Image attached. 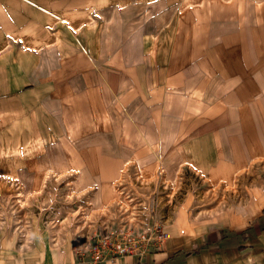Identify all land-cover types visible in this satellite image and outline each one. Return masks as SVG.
<instances>
[{"label": "rangeland", "instance_id": "374dc122", "mask_svg": "<svg viewBox=\"0 0 264 264\" xmlns=\"http://www.w3.org/2000/svg\"><path fill=\"white\" fill-rule=\"evenodd\" d=\"M226 4L0 0V264H36L58 245L88 264L93 244L127 230L148 239L185 197L226 207L264 174V119L254 110L264 89L249 99L250 134L224 104L239 141H222L219 160L232 174L204 175L183 142L210 127L209 93L224 81L213 46L196 54L188 42L211 23L197 11L212 9L221 26ZM246 49L251 60L264 52Z\"/></svg>", "mask_w": 264, "mask_h": 264}, {"label": "crops", "instance_id": "0c3cea01", "mask_svg": "<svg viewBox=\"0 0 264 264\" xmlns=\"http://www.w3.org/2000/svg\"><path fill=\"white\" fill-rule=\"evenodd\" d=\"M226 1L224 8L227 10V16L221 26L216 19L217 14L212 9L209 11L212 16L208 15L207 9H198L197 14H206L210 18V31L196 27V37L194 36L193 41L192 38L188 40L196 46V54L202 51L203 46H213L210 48L211 53L207 55H211L212 59L213 55L218 58L217 61L221 64L218 69L224 79V89L217 85L209 93L216 97V102H210L205 108L216 115L215 118L206 120L210 127H205L183 140L186 142L185 150L190 153L194 164L200 167L198 170L204 175H210L213 180L233 172V168L230 169L222 159L219 160L223 152L220 143L239 141V137L230 135L236 131L227 125L222 112L225 110L224 104L234 112L237 111V116L241 115L239 118L242 120L236 126L247 130L252 124L249 99L264 89V69L260 67L264 52L257 60L256 57L251 60V51L246 49V45H251L258 55L260 46H264V0ZM197 18L205 21L202 16ZM213 37L216 39H212ZM189 57L192 56L186 55L185 61H188ZM251 61H255L254 69L250 67ZM179 63L181 66L182 62ZM178 78L181 79V76ZM205 80L208 85V77ZM185 82L189 83L190 80L185 78ZM176 87L183 89L182 86ZM195 90L191 91L194 96H202L198 88ZM258 95L261 96L259 103H255L257 110H254L258 111L259 118L264 119V107H261V104L264 106V95ZM231 115L234 116V113ZM245 134H250L249 130L245 131ZM263 170L264 168L261 172ZM259 175L254 181L245 184L237 194L231 195L226 207L216 204V207L203 208L198 206L199 203L193 198L185 197L180 201L176 212H173L174 219L168 224H163L169 235L165 247L142 258L128 255L102 264H264V174ZM36 264L84 263L75 259L70 248L58 245L48 258L38 260Z\"/></svg>", "mask_w": 264, "mask_h": 264}, {"label": "built area", "instance_id": "2783aa9c", "mask_svg": "<svg viewBox=\"0 0 264 264\" xmlns=\"http://www.w3.org/2000/svg\"><path fill=\"white\" fill-rule=\"evenodd\" d=\"M148 231V239H140V235L135 230H127L122 232L119 238L103 241L102 243L93 244L91 260L88 264H100L106 260L112 261L124 255L144 257L148 253L161 250L163 244L169 237L166 231L163 230L162 224L155 221ZM162 245V246H161Z\"/></svg>", "mask_w": 264, "mask_h": 264}, {"label": "trees", "instance_id": "16d2710c", "mask_svg": "<svg viewBox=\"0 0 264 264\" xmlns=\"http://www.w3.org/2000/svg\"><path fill=\"white\" fill-rule=\"evenodd\" d=\"M241 248V247H240Z\"/></svg>", "mask_w": 264, "mask_h": 264}]
</instances>
